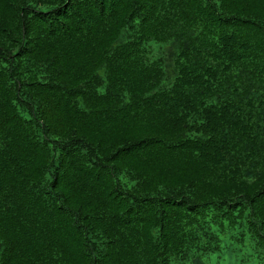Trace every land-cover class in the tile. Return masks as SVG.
I'll use <instances>...</instances> for the list:
<instances>
[{
	"label": "trees",
	"instance_id": "1",
	"mask_svg": "<svg viewBox=\"0 0 264 264\" xmlns=\"http://www.w3.org/2000/svg\"><path fill=\"white\" fill-rule=\"evenodd\" d=\"M213 258L264 264V0H0V264Z\"/></svg>",
	"mask_w": 264,
	"mask_h": 264
},
{
	"label": "rangeland",
	"instance_id": "2",
	"mask_svg": "<svg viewBox=\"0 0 264 264\" xmlns=\"http://www.w3.org/2000/svg\"><path fill=\"white\" fill-rule=\"evenodd\" d=\"M162 45H160V46H154L153 47V50H154V56H153V58H156L157 56H160L161 55V53H162V50H160L159 51V49L158 48H160ZM163 48H166V47H164V46H162ZM248 251V249H247V247H244V248H242V250H241V254H246V252ZM213 264H221V258H216V259H214L213 258Z\"/></svg>",
	"mask_w": 264,
	"mask_h": 264
}]
</instances>
